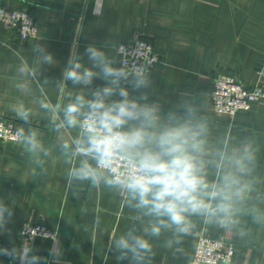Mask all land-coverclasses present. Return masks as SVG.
Listing matches in <instances>:
<instances>
[{"label":"crops","instance_id":"crops-1","mask_svg":"<svg viewBox=\"0 0 264 264\" xmlns=\"http://www.w3.org/2000/svg\"><path fill=\"white\" fill-rule=\"evenodd\" d=\"M4 2L17 6L12 0ZM94 6H98V14L93 13ZM33 14L37 38L21 42L12 31L0 30V41L11 43L0 44V114L12 118L17 128L36 131L50 155L44 158L47 173L37 178L30 174L37 167L36 158L24 151L23 144L17 141L0 146V198L15 208L10 231L0 234V246L22 245V226L30 222L58 230L62 264H126L107 253L104 246L109 237L118 236L134 223L137 228L144 226L133 221L132 211L124 207L117 193L103 188L74 191L65 186L69 164L59 145L62 139L75 135V130L56 132L50 114L38 104L41 99L56 105L68 102V93L76 90L71 84L65 90L57 89L56 81L70 53L83 56L88 44L107 42L118 52L119 44L137 36L151 43L161 57L152 70L153 98L170 106L182 92L201 93L204 110L213 121L212 139L232 144L251 139L260 149V175L264 177V99L233 118L218 113L212 103L213 78L222 73L264 91V80L257 74L264 62V0H39ZM37 41L47 46L56 63L43 65L38 80L31 81L27 91H20L15 86L21 80L17 66L22 60L37 63L30 51ZM83 58L87 62L86 56ZM20 103L32 109L30 125L12 111ZM256 191L264 193V185L257 184ZM250 203L264 211V197ZM97 215L99 227L93 224ZM241 220L244 235L239 229L198 222L197 230L179 246L171 231L164 232L153 241V264H193L200 235L234 243L232 264H264V221ZM51 244L49 239L35 241L41 256H47ZM0 264L9 261L0 257Z\"/></svg>","mask_w":264,"mask_h":264},{"label":"clouds","instance_id":"clouds-1","mask_svg":"<svg viewBox=\"0 0 264 264\" xmlns=\"http://www.w3.org/2000/svg\"><path fill=\"white\" fill-rule=\"evenodd\" d=\"M98 12L94 6L93 13ZM30 51L37 63L22 60L17 66L21 80L15 86L20 91H27L28 84L38 80L43 65L56 63L41 41L32 44ZM128 55V51H113L107 42L86 45L83 56L70 53L56 87L65 90L71 84L76 91L68 93L63 105L38 101L50 114L56 132L75 130V135L62 139L59 145L69 164L65 186L74 191L103 188L115 192L132 211L133 221L144 225L137 228L134 223L118 236L109 237L106 252L115 254L118 262L153 264V241L166 231L173 233L179 246L197 230L198 222L239 229L244 235L242 217L264 221V211L250 203L264 197L256 191L257 184L264 185L258 146L249 138L236 144L214 141L213 121L204 110L202 94L182 92L177 103L166 105L153 98L148 60L139 54L125 59ZM97 80L103 83L97 85ZM12 111L30 125L31 108L20 103ZM15 136L24 151L36 158L31 176L45 175L44 158L50 152L38 133L19 128ZM14 216V206L0 198V234L10 231ZM100 223V217L94 216L93 224L99 227ZM82 228L87 231V225ZM34 229L36 235L24 229L27 246H0V257L7 258L9 264H62L58 232ZM38 234L52 241L47 256H41L35 247ZM92 244L95 246L94 240Z\"/></svg>","mask_w":264,"mask_h":264},{"label":"built area","instance_id":"built-area-1","mask_svg":"<svg viewBox=\"0 0 264 264\" xmlns=\"http://www.w3.org/2000/svg\"><path fill=\"white\" fill-rule=\"evenodd\" d=\"M17 6L9 7L4 0H0V30L12 31L21 42L38 37L37 24L33 10L39 0H12ZM31 21V25L29 24ZM0 44L9 46L11 43ZM123 46V47H122ZM118 52L128 51L131 55L124 57L131 59L139 54L151 64L152 70L160 62L161 57L155 53L151 43L137 36L133 41L121 43L117 46ZM258 76L264 80V62L257 71ZM264 99V91L261 87H247L237 76L222 73L213 78L212 103L218 113L235 117L239 112L250 111L254 103ZM16 124L12 118L0 114V146L9 142H17L15 136ZM25 227L33 230H45L49 233H57L56 229H49L40 224L26 222L21 229V240L28 244L24 233ZM59 234V232H58ZM41 238L38 234L36 239ZM50 240V239H49ZM235 254V244L221 238L200 235L197 251L193 264H232Z\"/></svg>","mask_w":264,"mask_h":264}]
</instances>
